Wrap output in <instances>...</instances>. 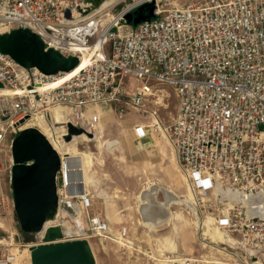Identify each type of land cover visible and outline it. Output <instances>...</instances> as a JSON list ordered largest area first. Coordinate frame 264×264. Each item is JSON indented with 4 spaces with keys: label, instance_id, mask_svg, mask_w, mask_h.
I'll list each match as a JSON object with an SVG mask.
<instances>
[{
    "label": "built area",
    "instance_id": "built-area-1",
    "mask_svg": "<svg viewBox=\"0 0 264 264\" xmlns=\"http://www.w3.org/2000/svg\"><path fill=\"white\" fill-rule=\"evenodd\" d=\"M146 4L153 5L152 17L127 22L140 7L147 13ZM18 28L36 35L45 51L77 58L75 68L87 63L60 82L65 72L26 68L0 51V217L13 204L1 155L20 131L40 129L42 120L60 157L58 198L73 211L79 206L84 217L79 229L73 213L59 209L45 228H60L62 240L96 237L127 248V226L112 230L93 211L90 193L74 178L80 171L75 157L58 147L68 125L92 136L102 105H114L121 115L132 109L156 116L152 105L163 97L155 86L167 85L177 108L165 132L192 192L194 215L201 223L210 216L234 240L220 243L224 251L245 254L219 264H264V0H0V34ZM54 109L62 110V123ZM151 128L157 131L158 123ZM134 132L142 137L145 127L136 125ZM228 193L242 199H224ZM65 219L76 222V235L65 234ZM15 235L0 236V264H22L20 256L45 239L43 233L24 244ZM178 259L173 263L211 264Z\"/></svg>",
    "mask_w": 264,
    "mask_h": 264
},
{
    "label": "rangeland",
    "instance_id": "rangeland-1",
    "mask_svg": "<svg viewBox=\"0 0 264 264\" xmlns=\"http://www.w3.org/2000/svg\"><path fill=\"white\" fill-rule=\"evenodd\" d=\"M155 88L158 89V92L163 97L161 105H152V108L157 111L156 116L151 117L148 114L143 116L138 111L136 112L132 109H127L124 115H121L114 105H102V112L100 111L102 113V120L99 123V129L95 137L90 140L84 139V137H76L72 141V143H76V146L70 145L72 143L67 144L66 148L71 152H76L77 147L79 151L89 150L95 157L92 160V165L87 168V177L89 178L88 192L92 197V209L104 215V201H107L112 206L109 208L116 211L115 214L117 213L122 217V222L119 224L108 222L111 229L117 230L122 226H128L131 234V237H129L131 244H128L127 248L121 246L120 243L104 241L96 237L79 239L84 240L89 247H92L91 250L96 260L95 264H160L155 260L161 250L157 242L158 237L163 235L168 236L172 233L173 226L170 220L175 214L178 217V223H175L177 224L175 228L184 232L179 221L185 222L186 220L183 216H178L182 214L194 221V234L190 235V244L188 243L190 248H185L178 236L175 239L177 245L175 251H166L165 256H172L169 258L170 260L195 258L208 261L211 264H213L212 262L216 264L222 262L235 263L234 260L236 261L237 258L242 259L245 254L238 250L234 254H229L232 251H224V245L220 244L234 243V240L231 237L228 241L227 239H216L215 236L208 235L210 232L205 235L206 224L210 216L201 223L202 220L193 215L192 210L185 202L182 205L174 203L167 206L166 210L163 211L165 213L167 211L170 214L169 222H165L155 230L147 228L140 222L139 218L141 216L142 221V214L140 209L139 213L137 211V196L139 191L136 192L130 188L133 185L130 180L133 176L140 178L142 175H133L134 173L139 171L144 172L145 188L149 184H155L163 189L172 190L180 199H186L187 197L186 187L188 186L186 185L187 183L184 184L183 182L184 175L178 163H176L177 161L167 140L166 132L164 134L161 131L162 128L165 130L170 124L176 112L177 100L173 90L169 86L156 85ZM130 120H143L145 123H151L152 126L157 122L161 130L154 131V128L153 130L150 128L147 131L145 141H140V143L139 141H135L131 136L133 122ZM114 141L118 144L115 147H110L111 144L109 143H113ZM1 160L6 178L5 189L12 198L11 185L8 182L12 162L11 152L9 151L6 155H1ZM156 198L160 203L165 202L162 191L157 192ZM78 211L79 209H77ZM103 217L108 221L105 216ZM81 219L82 221L80 222H84L83 216ZM63 222L66 227L65 234L76 235V229L74 228L76 227V222L71 219H65ZM210 223L214 225L212 219L207 224L211 227ZM216 228L218 227L216 226ZM10 232L16 234V241L24 244L38 240L35 235L33 241H26L17 224L13 212V204L0 217V236ZM211 240L216 241V243ZM219 248H222V251ZM29 256L28 253L25 254L24 264H31ZM150 256H153V258Z\"/></svg>",
    "mask_w": 264,
    "mask_h": 264
},
{
    "label": "water",
    "instance_id": "water-1",
    "mask_svg": "<svg viewBox=\"0 0 264 264\" xmlns=\"http://www.w3.org/2000/svg\"><path fill=\"white\" fill-rule=\"evenodd\" d=\"M99 4L101 0H94ZM132 14H127V22L136 25L153 16V5H144ZM0 51L9 55L20 65L35 67L45 74L67 72L75 68L77 58H65L58 52L44 46L39 38L27 29L18 28L0 34ZM84 133L82 129L68 125L65 140L72 135ZM89 137L91 135H88ZM10 185L13 212L21 233L40 236L45 233L43 243L30 248L31 264H95L90 260V247L82 239L62 240L63 232L54 224L59 209L67 210V201L58 198L57 173L60 170V157L45 135L35 127L20 131L11 143ZM224 199L239 201L238 194H225ZM248 201H259V197ZM71 206V205H70ZM72 213V212H71ZM263 215V212H259ZM74 215V214H73Z\"/></svg>",
    "mask_w": 264,
    "mask_h": 264
},
{
    "label": "crops",
    "instance_id": "crops-1",
    "mask_svg": "<svg viewBox=\"0 0 264 264\" xmlns=\"http://www.w3.org/2000/svg\"><path fill=\"white\" fill-rule=\"evenodd\" d=\"M100 108L99 110L101 111L102 107H98ZM102 112V111H101ZM102 115V114H101ZM101 120H102V117H101ZM133 122L132 124V138L135 140V141H145V137H146V134H147V131L150 130L151 128V123H145V121L143 120H130ZM136 125H142L143 127H145V133L142 137H138L135 132H134V126ZM152 130V128H151ZM95 137V135L92 136V138ZM90 140V139H89ZM73 141V140H72ZM115 142V141H114ZM140 142V143H141ZM72 143V142H70ZM69 143V144H70ZM118 143L116 142L115 145H110V147H115ZM72 146H76V143H72L70 144ZM76 151L75 153H72L74 156L76 157H79V159H77V161H79V168H80V171H79V176L76 177V179H80L81 180V183L83 184V187H84V190L85 191H89V185H88V182H89V178L87 177V167H86V164H85V156L81 153V151L79 152L78 148L76 147ZM68 152V150H67ZM78 153V154H76ZM93 154V153H92ZM84 157V158H83ZM95 157L93 156L91 158V162L90 164L92 165V160L94 159ZM90 165V166H91ZM133 175H142V177H135L133 176L130 180V182L133 184L130 188L131 189H134L136 192L139 191L138 193V196H137V199H138V204H137V211L139 213V209L141 211V214H142V221H141V216H140V222L146 226L147 228L151 229V230H155L158 226L160 225H163L166 221L169 222V219H170V214L167 212V214L169 216H167V218L164 220V219H161L157 222H150L149 220H146L145 219V211L149 208V202H148V199L149 197L155 193V200L157 201V198H156V195H157V192L158 191H162L164 193V197H165V202L164 203H160L157 201L158 205H160L162 208L166 209L167 206L166 205H171V204H177V202H179V197L172 191V190H169V189H163L162 187L160 186H156L155 184H149L146 188H145V178H144V172L143 171H139V172H136L134 173ZM135 177V178H134ZM185 178V177H184ZM84 181V182H83ZM184 182V181H183ZM185 184V182H184ZM166 190V191H165ZM188 192V189L186 187V194ZM169 193V194H168ZM100 195H103V194H100ZM168 196H170L168 198ZM173 198L175 200H173ZM179 198V199H177ZM221 199V198H220ZM169 201V202H168ZM174 201V202H172ZM180 204V202L178 203ZM104 215L103 214H100V212H98L102 217L105 216V218H107L108 222H111V223H121L122 222V217L120 215H118L117 213L115 214L116 211L112 210L111 208L109 207H112L111 205H109L107 203V201H104ZM164 206V207H163ZM195 208V207H194ZM94 211V210H93ZM95 212V211H94ZM195 213V209H194V212H193V215ZM178 214V213H177ZM78 212L76 210V216L75 218L78 216ZM81 213H80V216H79V219L78 221L81 219ZM140 215V214H139ZM179 217L180 216H183L184 219L186 220L185 222L184 221H179V224L183 227L184 229V232H181V230H178L176 229L175 227L177 226V224L175 223H178V217L175 215H173L172 219L170 220L171 223H172V226H173V229H172V233L170 235H163L161 237H158V244L160 245L159 247H161L160 249V254L158 255L157 258H155V260L157 262H159L160 264L161 263H164V264H168V262H166V260H168L170 257L172 256H165L166 254V251H169V252H174L175 249H176V242H175V239L179 236V239L182 243V245L185 247V248H190L189 247V244H190V235L191 234H194V221L191 219V218H187L186 216L182 215V214H179L178 215ZM195 216V215H194ZM104 218V217H103ZM208 218V217H207ZM82 220V219H81ZM106 220V219H105ZM162 221V223H161ZM165 221V222H164ZM159 222V224H157ZM150 223V224H149ZM152 223H155L154 226L156 228H153V224ZM157 224V225H156ZM212 225V224H211ZM213 227H216L215 225H212ZM128 228V238L131 237L130 235V230H129V227L127 226ZM219 229V228H218ZM116 231V230H115ZM221 231V229H220ZM223 232V231H221ZM227 236V235H226ZM229 237V236H227ZM90 238H93V237H90ZM163 238V239H162ZM162 239V240H161ZM106 241H112V240H106ZM212 242L216 243V241L214 240H211ZM115 242V241H113ZM189 243V244H188ZM92 247H90V251H91V254H92V257H93V260L94 262L96 263V260H95V256L93 255V251L91 250ZM160 256L161 259H160ZM153 258V256H150ZM165 260V261H164ZM170 260V259H169ZM173 260V259H171ZM164 261V262H163ZM174 261V260H173ZM172 261V262H173ZM179 261V259H178ZM219 263V262H218ZM175 264V263H173Z\"/></svg>",
    "mask_w": 264,
    "mask_h": 264
},
{
    "label": "bare ground",
    "instance_id": "bare-ground-1",
    "mask_svg": "<svg viewBox=\"0 0 264 264\" xmlns=\"http://www.w3.org/2000/svg\"><path fill=\"white\" fill-rule=\"evenodd\" d=\"M102 6H104V5H102ZM98 9V8H97ZM86 63H87V61H86V59H84L83 61H82V63L80 64V66H78L77 68H73L72 70H70V71H67V72H65L62 76H60V82H62V81H64V80H66V79H68L69 77H71L72 75H74L77 71H79L82 67H84L85 65H86ZM97 111H98V113L100 114L101 112H100V110L98 109V107H97ZM51 114L52 115H54L55 116V118H56V123H62L61 122V116L63 115L62 114V110H60V109H54V110H52V112H51ZM102 114V113H101ZM100 114V115H101ZM100 122H101V120H100ZM39 123H40V126H41V128L39 129L40 131L43 129V131H42V133H44L45 134V137L49 140L50 139V131H49V129L47 128V126H46V124L42 121V120H39ZM160 126V125H159ZM59 127H61V125H58V128ZM98 129H99V126H98ZM98 129H97V131L95 132V133H93V135H96V133L98 132ZM158 130H161L160 128H158ZM161 131H163V133L165 134V130L162 128V130ZM47 135V136H46ZM92 135V136H93ZM92 136H87V135H84V134H75V135H73L70 139H68V140H65L64 141V143L62 144V146L61 147H58L60 150H63V151H65V154H68L69 155V157H75V162H76V164H75V166H78V167H80L79 165V161H77V159H79V157H76V156H74L72 153H75L74 151L73 152H71L70 150H68V152H67V148H66V146H67V144H69L70 142H72V140H74L76 137H84V139L85 138H87V140H89V139H91L92 138ZM167 137V136H166ZM98 140V139H97ZM109 144H116V141L115 142H113V143H109ZM76 151V150H75ZM77 152V151H76ZM80 152V151H79ZM174 152V151H173ZM76 154H78V153H76ZM80 154H83L84 156H85V164H86V167L88 168V167H90V162H91V158L93 157V154H92V152H90L89 150H85V151H81V153ZM174 155H175V153H174ZM84 158V157H83ZM175 159H176V156H175ZM176 161H177V159H176ZM176 163H178V162H176ZM179 165V164H178ZM181 170V169H180ZM182 172V171H181ZM77 176H79V171L78 172H76V173H74V178L75 177H77ZM183 181L185 182L186 180H185V178H183ZM84 182V181H83ZM185 184H186V182H185ZM187 185V184H186ZM187 189H188V192H187V197H186V199H179V198H177V199H179V202H180V204L182 205L184 202L187 204V206L188 207H190V209L192 210V212H194V209H195V212H196V207L195 206H193V205H191L192 204V198H193V195H192V192L189 190V188L187 187ZM166 191V190H165ZM169 194V193H168ZM170 196H168V198H169ZM249 197V196H248ZM243 199H244V197H243ZM173 200H175L174 198H173ZM229 201H231V200H229ZM148 202H149V208L145 211V219L146 220H149L150 222H157V221H159V220H161V219H166L167 218V216H169L168 214H167V211H166V213L164 212L166 209H164V208H162L160 205H158V203H157V201L155 200V193L154 194H152L150 197H149V199H148ZM169 202V201H168ZM172 202H174V201H172ZM179 202H177V204L179 203ZM176 203V202H175ZM229 205H231V204H229ZM166 206H168V205H166ZM164 207V206H163ZM195 207V208H194ZM68 209L70 210V212H72L73 214H74V216H72V219H75V216H76V210L77 209H79V211H78V216H77V218H76V221H77V219H79V216H80V213H81V209L79 208V206H78V208L75 210V211H73V209L71 208V206L70 205H68ZM164 210V211H163ZM82 214V213H81ZM195 217H197L196 216V214H195ZM208 217V216H207ZM206 217V218H207ZM80 218H82V215H81V217ZM209 219V221H208V223L207 224H209V222H211V218H208ZM80 221H82L81 219L79 220V221H77V223H79L80 225H83V222L81 223ZM165 222V221H164ZM167 222V221H166ZM161 223H162V221H161ZM150 224V223H149ZM153 224V228H156L155 226H154V224L155 223H152ZM157 224H159V222L157 223ZM156 224V225H157ZM206 224V227H207V229H206V232L204 233L205 235L207 234V233H209L208 235H211V236H215V238L216 239H227V241H228V239L230 240V236L229 237H227L226 236V234H224V232H221L220 231V229H218V228H216V227H213V226H211L210 227V225H207ZM211 224V223H210ZM82 228V226H80L79 227V229H81ZM213 238V237H212ZM205 244H206V242H205ZM26 253H28L27 251H25L21 256H20V259H21V263L22 264H24V257H25V254ZM161 257L162 256H160V259H161ZM162 260V259H161ZM182 259H179V262L181 261ZM165 261V260H164ZM163 261V262H164ZM173 260H166V262H168V264H173V262H172ZM254 264V263H253Z\"/></svg>",
    "mask_w": 264,
    "mask_h": 264
},
{
    "label": "trees",
    "instance_id": "trees-1",
    "mask_svg": "<svg viewBox=\"0 0 264 264\" xmlns=\"http://www.w3.org/2000/svg\"><path fill=\"white\" fill-rule=\"evenodd\" d=\"M144 12V11H143ZM142 12V13H143ZM143 15H145L144 13H143ZM25 237V239H26V241H33L34 240V237H35V235L34 234H23ZM31 237V238H30ZM86 243V242H85ZM90 260H91V262H93L94 260H93V257H92V255H90Z\"/></svg>",
    "mask_w": 264,
    "mask_h": 264
}]
</instances>
